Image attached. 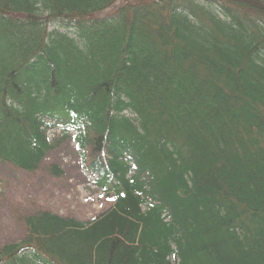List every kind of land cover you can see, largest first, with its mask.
I'll use <instances>...</instances> for the list:
<instances>
[{
    "label": "trees",
    "instance_id": "trees-1",
    "mask_svg": "<svg viewBox=\"0 0 264 264\" xmlns=\"http://www.w3.org/2000/svg\"><path fill=\"white\" fill-rule=\"evenodd\" d=\"M218 1L0 0V160L34 172L74 130L115 194L27 213L0 264H264V0Z\"/></svg>",
    "mask_w": 264,
    "mask_h": 264
},
{
    "label": "rangeland",
    "instance_id": "rangeland-1",
    "mask_svg": "<svg viewBox=\"0 0 264 264\" xmlns=\"http://www.w3.org/2000/svg\"><path fill=\"white\" fill-rule=\"evenodd\" d=\"M141 1L146 0H118L96 16L108 17L121 5ZM53 28L54 24L49 29ZM79 152L75 140L65 139L35 172L0 161V247L23 239L27 213L48 210L89 222L112 206V196L94 184ZM52 164L60 166L63 174L51 173Z\"/></svg>",
    "mask_w": 264,
    "mask_h": 264
}]
</instances>
